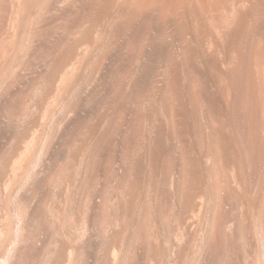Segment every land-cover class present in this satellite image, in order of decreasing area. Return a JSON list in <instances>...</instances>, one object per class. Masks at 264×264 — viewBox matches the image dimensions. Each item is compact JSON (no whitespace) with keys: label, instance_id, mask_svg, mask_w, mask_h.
Listing matches in <instances>:
<instances>
[{"label":"bare ground","instance_id":"1","mask_svg":"<svg viewBox=\"0 0 264 264\" xmlns=\"http://www.w3.org/2000/svg\"><path fill=\"white\" fill-rule=\"evenodd\" d=\"M0 264H264V0H0Z\"/></svg>","mask_w":264,"mask_h":264}]
</instances>
